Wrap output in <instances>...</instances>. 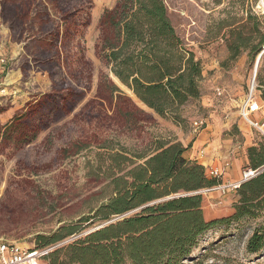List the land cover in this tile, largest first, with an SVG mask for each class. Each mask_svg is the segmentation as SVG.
<instances>
[{"label": "rangeland", "instance_id": "374dc122", "mask_svg": "<svg viewBox=\"0 0 264 264\" xmlns=\"http://www.w3.org/2000/svg\"><path fill=\"white\" fill-rule=\"evenodd\" d=\"M116 1L0 0V244L38 250L39 236L92 216L111 195L99 175L97 155L106 151L101 145L149 152L166 142L190 145L189 150L197 140L192 159H186L198 162L220 184L189 195L202 194L206 220L227 214L237 201L233 185L248 172L247 149L264 142L239 113L251 85L264 109V45L255 73L258 54L251 60L244 51L229 60L223 33L216 30L221 20L245 17L238 5L164 0L177 34L200 61L202 79L200 98L182 108L179 122L160 118L120 86L96 56L100 16ZM253 12L264 17L259 0ZM112 83L121 99L110 96ZM199 119L205 126L195 130ZM211 170L219 175H210ZM182 195L188 194L153 203ZM139 210L81 223V232L46 249ZM254 229L264 233V215L216 225L181 264H264V247L255 254L246 251Z\"/></svg>", "mask_w": 264, "mask_h": 264}, {"label": "trees", "instance_id": "16d2710c", "mask_svg": "<svg viewBox=\"0 0 264 264\" xmlns=\"http://www.w3.org/2000/svg\"><path fill=\"white\" fill-rule=\"evenodd\" d=\"M228 1L245 14L237 21L225 19L217 23L228 59L248 51L253 60L264 45V17L253 12L258 0ZM95 53L116 82L160 118L179 122L182 108L201 96L202 66L177 34L164 0H117L111 9H104ZM109 93L116 94L117 99L123 97L113 83ZM126 101L133 104L128 97ZM189 147L159 142L149 152H134L123 146L117 150L99 146L106 150L97 155L99 175L111 195L92 216L39 236L38 251L81 232V223L90 225L145 207L48 251L39 263L181 264L210 228L264 215V142L247 149L248 171L259 173L236 188L237 201L227 214L210 220L204 217L202 194L189 193L213 188L220 181L209 177L198 162L184 157ZM178 194L188 195L153 203ZM263 247L264 233L254 229L246 251L255 254Z\"/></svg>", "mask_w": 264, "mask_h": 264}, {"label": "built area", "instance_id": "2783aa9c", "mask_svg": "<svg viewBox=\"0 0 264 264\" xmlns=\"http://www.w3.org/2000/svg\"><path fill=\"white\" fill-rule=\"evenodd\" d=\"M253 89V85H251L248 95L241 104L239 113L243 121L249 127L256 129L264 139V122H258L251 117L260 110L259 101L256 99ZM218 95H220L219 91ZM204 123V120H195L193 122V128L195 130H202L205 126ZM257 172L258 171L243 172V179L240 180V183L254 177ZM209 173L214 177L219 175L217 170H211ZM240 183L233 185L234 188L238 187ZM48 251V249L42 251L23 250L15 245L0 244V264H40V257L45 255Z\"/></svg>", "mask_w": 264, "mask_h": 264}, {"label": "crops", "instance_id": "0c3cea01", "mask_svg": "<svg viewBox=\"0 0 264 264\" xmlns=\"http://www.w3.org/2000/svg\"><path fill=\"white\" fill-rule=\"evenodd\" d=\"M259 106H260V110L257 113L253 114V119L258 121V122H264V109H263V105H261V101L259 102ZM196 142H197V140L195 142H193L191 148L184 153L185 158L192 159L191 158L192 154L195 153L194 150H195V143ZM208 146H210V143ZM219 153H223V151L221 150V152H219ZM217 154H218V152L214 151L213 155H217ZM223 154L225 155L226 153H223ZM208 161L212 162V164L215 163V161L212 159L211 160L208 159ZM240 178L242 179V177H240Z\"/></svg>", "mask_w": 264, "mask_h": 264}, {"label": "water", "instance_id": "95a60500", "mask_svg": "<svg viewBox=\"0 0 264 264\" xmlns=\"http://www.w3.org/2000/svg\"><path fill=\"white\" fill-rule=\"evenodd\" d=\"M262 2H264V0H259V3L262 4ZM261 56H262V52H260V53L258 54L256 61H258V60L261 58ZM258 173H259V171L257 172V174H258ZM143 207H145V206H143ZM143 207H141V208H139V209H142ZM108 223L110 224V222H108ZM106 225H107V224H103V225H101V226H99V227H96V228H94V229H91V230L87 231L85 234H89V233H91V232H93V231H95V230H98V229H100V228H103V227L106 226Z\"/></svg>", "mask_w": 264, "mask_h": 264}, {"label": "bare ground", "instance_id": "6f19581e", "mask_svg": "<svg viewBox=\"0 0 264 264\" xmlns=\"http://www.w3.org/2000/svg\"><path fill=\"white\" fill-rule=\"evenodd\" d=\"M259 6L262 8V10H263V14H264V2H262V4L261 3H259ZM260 60V59H259ZM259 60L258 61H256V63H255V67H254V71H255V73H256V70H257V65H258V62H259ZM107 224V223H106Z\"/></svg>", "mask_w": 264, "mask_h": 264}]
</instances>
